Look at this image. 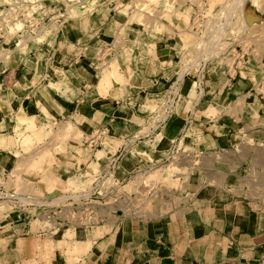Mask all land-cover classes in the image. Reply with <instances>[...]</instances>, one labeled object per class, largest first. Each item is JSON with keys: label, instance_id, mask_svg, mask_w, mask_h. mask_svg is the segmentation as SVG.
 I'll use <instances>...</instances> for the list:
<instances>
[{"label": "crops", "instance_id": "1", "mask_svg": "<svg viewBox=\"0 0 264 264\" xmlns=\"http://www.w3.org/2000/svg\"><path fill=\"white\" fill-rule=\"evenodd\" d=\"M127 22L100 5L61 20L46 42L37 43L44 34L7 39L0 52V183L16 188L11 175L19 173L29 194L75 188L91 183L119 151L115 175L128 192L138 168L173 163L178 172L162 173L140 216L56 234L39 232L38 219L26 226L13 218L0 226V264H264V52L234 77L206 65L198 87L194 75L179 77L176 38L152 39ZM106 43L115 44L108 60L117 59L124 82L101 93L96 54ZM175 79L178 96L157 127ZM27 121H71L84 135L98 130L100 147L84 162L68 148L46 174H22L14 129ZM77 243L89 249L73 252Z\"/></svg>", "mask_w": 264, "mask_h": 264}, {"label": "rangeland", "instance_id": "2", "mask_svg": "<svg viewBox=\"0 0 264 264\" xmlns=\"http://www.w3.org/2000/svg\"><path fill=\"white\" fill-rule=\"evenodd\" d=\"M5 1L10 3L13 0H5ZM53 1L62 4L61 10L63 13L67 15L66 18L74 17L75 14H72V11H70L71 9L80 10L81 12L78 11V15H79L80 13H84V12H92L96 7L102 5L113 9L118 14L125 16L126 19H128L127 24L133 23L136 27L139 28L140 32L145 33L148 36H151L152 39L155 38L157 39L158 36L160 35L176 38V40H178L180 43V45L178 46L179 60H180L178 67L179 73L180 72L183 73V71H185V68L193 64V62L195 61H197L199 64L201 63L204 64L205 62V64L207 65L209 64L212 66L213 65L217 66L219 70L223 72L225 70V66L223 65L224 61L222 60L223 52L229 47L232 48L233 50L235 48L240 47L245 49L247 52L248 51L250 52L249 58L246 60L244 65L250 62L251 60H256V61H258V59L260 60L261 55L264 52V0H240V1L238 0L237 1L239 2L238 6H236L237 4L236 0H162V1L157 0L151 3H148L150 2V0H146V1L145 0L144 1L143 0H96L92 4L89 2L85 3L78 1H75L73 4H71L69 1L67 2V0H53ZM230 1H233L232 3L234 5L226 4ZM84 4L90 5V7H86V5ZM220 6L222 7L225 6V9L227 8L226 10L223 11L221 15L222 17L219 15V13L218 14L216 13L218 11L216 7H220ZM232 6H235V8H232ZM231 8L235 10L231 12L230 10ZM226 11L228 12L226 13ZM249 15H251L253 17L252 19L254 20L244 25V23L241 20V16L242 17L245 16L248 18ZM226 16L227 17L229 16V18L227 19ZM220 23H225V25H223L222 27L223 30L219 32L220 34L219 33L216 34L214 29L215 27L218 28V25ZM250 24H252V26H248ZM56 25H57L56 23L50 24L48 26H45L44 28H41L40 30H37L38 32L36 31L35 32L36 34H32L33 37H31L29 40L31 39L34 40L35 38L38 39V36L40 34L42 35L44 34V38L40 37L41 42L39 41L37 43L46 42L48 38L55 35L57 29ZM154 26H159L158 27L159 30L158 28L156 30L153 29ZM212 29L213 31H211ZM213 33H214V37H213ZM23 34L25 36L27 35L26 33ZM204 41H206V44L209 45L208 47L206 46ZM201 47L202 49L204 48L203 51ZM199 49L201 51H199ZM198 51L204 53L201 54L198 53ZM108 62H109L108 59L102 61L100 60L99 62L100 67L103 66V63L106 64ZM197 62L194 64L197 65V67L194 68L193 71H198L197 68L199 67L198 66L199 64ZM259 65H261L260 62ZM117 82H124V80L122 81L118 80ZM105 91H107V89ZM48 122L47 125L49 124L50 125L47 127H52L55 130H57V128H59V126H61L64 123V121L61 122L48 121ZM73 135H74L73 133L71 134L69 133L66 136L58 137L55 134H49L43 136L40 139L34 140L33 144H30L29 146H23L21 145L22 143L18 141L17 143L21 147L22 153L24 154L22 155V158L20 159V162L17 165L16 170L22 174L24 173L27 174L30 169L36 172V174L38 172L46 174L48 172V169L52 168L54 162L56 161L55 159L56 155L59 154L66 156L71 154L68 152L67 150L68 148H70L72 153L76 155L80 154L81 157L79 158L81 159L83 158L82 162H84V160L89 158L91 153V150L87 148L86 145H84L83 143L85 135L81 132L78 133V135L76 133L75 134L76 137L75 135L74 136ZM76 138L77 140H75ZM74 143L76 144L75 149L73 148V146H75ZM39 151L40 152L49 151V157L42 159V161H39L37 155ZM178 156L179 155L176 154V152H174L169 157L171 158L173 157L174 161H176L178 159ZM169 165L170 166L160 167L159 169L157 168L158 171H155L154 169L150 170L146 175L141 176L136 181L148 182L152 180L155 185L156 183L161 182L163 172H166L168 174L178 172V168H176V166L173 163ZM152 171L155 172V174H152L153 173ZM152 175L155 177V179L154 177L152 178ZM11 176L16 178L17 180L15 182V186L17 190L26 193L30 192L28 189L24 188V185L21 183V180L19 179L20 178L19 173L16 176L15 174H12ZM76 181L78 180L73 179V181L71 180L68 181L67 184L71 185ZM86 182H88V180L80 181L81 185L77 184L76 186H84L87 184ZM42 193L43 192L41 190H38L36 192L34 191L31 194H38L41 196ZM0 209L3 210L7 208L1 207ZM76 228H80V227H76ZM74 249L76 248L74 247ZM74 249L73 252L80 251L79 249L77 250Z\"/></svg>", "mask_w": 264, "mask_h": 264}, {"label": "built area", "instance_id": "3", "mask_svg": "<svg viewBox=\"0 0 264 264\" xmlns=\"http://www.w3.org/2000/svg\"><path fill=\"white\" fill-rule=\"evenodd\" d=\"M61 8L62 4L53 0L5 2L0 11V52L9 37L23 33L35 34L37 30L50 24H57L66 18L67 15ZM114 45L106 43L99 46L96 54L99 62L112 57ZM249 55V51L240 47L234 50L227 48L223 52L222 59L225 74L228 77L236 76ZM196 62L185 68L179 77L192 74L198 87H201L207 64L201 63L198 65V71H193L197 67L194 65ZM177 81L178 79H175L166 92L159 109V115L161 114L162 117L158 120L157 127L164 123L178 96ZM100 137L98 130L93 131L85 135L83 143L93 151L100 147ZM121 155V151L110 155L91 183L75 188H63L46 195L33 196L16 188H10L6 183H0V208H7L0 209V226L12 221L13 218L27 226L35 218L39 222V232L56 234L64 227L99 226L121 215L140 216L144 213L156 184L154 185L152 180L137 182L138 178L149 171L148 168H138L134 173L137 177L132 183L133 192L126 191L123 188L126 181L118 179L115 175Z\"/></svg>", "mask_w": 264, "mask_h": 264}, {"label": "bare ground", "instance_id": "4", "mask_svg": "<svg viewBox=\"0 0 264 264\" xmlns=\"http://www.w3.org/2000/svg\"><path fill=\"white\" fill-rule=\"evenodd\" d=\"M70 2L71 4H73L75 1H78V2H89V3H94L96 0H67V2ZM144 1V0H143ZM146 1V0H145ZM153 1H157V0H150V2H148V3H151V2H153ZM160 1H162V0H160ZM238 0H236V2H237ZM240 1V0H239ZM233 1H230V2H228V3H226V4H233L232 3ZM236 4V3H235ZM238 4H239V2H237V4H236V6H238ZM84 5H86V4H84ZM165 5V4H164ZM234 5V4H233ZM226 6V5H225ZM225 6L224 7H222V6H220V7H216V9L218 10H216L217 12V14L219 13V15L221 16L222 15V13H223V11L224 10H226L225 9ZM71 7V6H70ZM75 7V6H74ZM86 7H90V5H86ZM229 7V6H228ZM230 8V7H229ZM232 8H235V6H232ZM230 9L231 10V12L232 11H234L233 9ZM68 9H69V7H68ZM230 10H229V12H230ZM70 11H72V14H75L74 16H77L78 15V11H80V10H70ZM69 11V12H70ZM215 11V10H214ZM81 12V11H80ZM228 11H226V13H227ZM164 13V12H163ZM232 14V13H231ZM175 15V14H174ZM228 15V14H227ZM71 16V15H70ZM155 16V15H154ZM229 16H230V14H229ZM229 16L227 17V19L229 18ZM222 17V16H221ZM176 18V17H175ZM253 17L251 16V15H249L248 16V18L247 17H245V16H241V20H242V22L244 23V25L245 24H248L249 22H252L254 19H252ZM134 19H136V18H134ZM245 19H246V21H245ZM252 19V20H251ZM223 20H225V19H223ZM240 20V21H241ZM177 21V20H176ZM185 21V20H184ZM225 21H227V20H225ZM180 22V21H179ZM226 23V22H225ZM225 23H220L219 25H218V28H216L215 27V29H214V31H215V33L217 34V33H219L220 31H222L223 29H222V27H223V25H225ZM242 23V24H243ZM156 24V23H155ZM187 24H189V23H187ZM193 24V23H192ZM213 26V25H212ZM248 26H252V24H250V25H248ZM159 26H154L153 27V29H157ZM189 27V26H188ZM191 27V26H190ZM210 27H211V25H210ZM44 28V27H43ZM213 28V27H212ZM249 28V27H248ZM158 30H159V28H158ZM190 30V29H189ZM211 31H213V29L211 30ZM36 34V33H35ZM215 34V35H216ZM220 34V33H219ZM218 34V35H219ZM31 37H33V35H26V40L25 41H27V40H29ZM213 37H214V33H213ZM24 41V40H23ZM232 41V40H231ZM205 42V44H206V41H204ZM203 42V43H204ZM22 43V42H21ZM202 43V44H203ZM210 43V42H209ZM204 44V45H205ZM204 45H203V47H204ZM206 46L208 47L209 45L208 44H206ZM207 47H206V49H207ZM201 49H202V47H201ZM204 49V48H203ZM203 49H202V51H203ZM199 51H201L200 49H199ZM198 51V53H204V52H199ZM205 51V50H204ZM1 55V54H0ZM200 55V54H199ZM198 55V56H199ZM207 56V55H206ZM197 58V57H196ZM198 59V58H197ZM198 63V62H197ZM199 64V63H198ZM119 64H118V61H117V59L116 58H114V59H111V60H109V62L108 63H106V64H104L103 63V66L102 67H100V76H99V80H98V85H97V89L102 93H104V91L106 90V89H108L110 86V84L113 82V81H118V80H121L122 81V79H123V76H122V74H121V72H120V70H119ZM180 73H182V72H180ZM179 73V74H180ZM101 90H103V91H101ZM106 92V91H105ZM152 107V106H151ZM38 108H40V107H38ZM44 108V107H43ZM42 108V109H43ZM149 108H150V106H149ZM44 110V109H43ZM42 110V111H43ZM46 112H45V110H44V114H45ZM48 116V115H47ZM48 118V117H47ZM28 122V121H27ZM49 123V122H48ZM50 125V124H49ZM49 125H47V123H36V122H28V123H20V122H17V124H16V126H15V138H16V140H17V142L19 141V142H21L22 144L21 145H23V146H29L30 144H33V141L34 140H36V139H40V138H42L43 136H46V135H49V134H55V135H57L58 137L59 136H66L67 134H71V133H73L74 135L77 133V135H78V133H80V131H79V129L75 126V123H73V122H71V121H64V123L61 125V126H59V128H57V130H55V129H53L52 127H47V126H49ZM47 128H46V127ZM73 135V136H74ZM53 136V135H52ZM203 136V135H202ZM75 137H76V135H75ZM75 137H73V138H75ZM79 138V137H78ZM63 139V138H62ZM75 140H77V138L75 139ZM75 140H73V141H75ZM191 141V140H190ZM75 144V143H74ZM73 148L75 149L76 148V144H75V146H73ZM37 155H38V160L39 161H42V159H45V158H47V157H49V151H43V152H38L37 153ZM76 155V154H75ZM77 155H80V154H77ZM155 171H158L157 169H155ZM153 172V171H152ZM157 173H159V172H157ZM152 174H155V172H153ZM160 175V174H159ZM157 176V175H156ZM154 176L152 175V178H153ZM14 178V177H13ZM151 178V177H150ZM14 179H16V178H14ZM154 179H155V177H154ZM13 180V179H12ZM8 181V180H7ZM10 181V180H9ZM14 184V183H13ZM15 188V187H14ZM160 200V199H159ZM73 231V230H72ZM71 231V232H72ZM70 233V232H69ZM70 235H71V233H70ZM89 240V239H88ZM90 242V241H89ZM89 243H77L76 245H75V248L76 249H74V250H77V249H79L80 251L79 252H81V253H83V251L85 252L87 249H89L88 247H89V245H88ZM76 252H78V251H76Z\"/></svg>", "mask_w": 264, "mask_h": 264}]
</instances>
